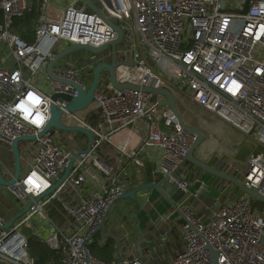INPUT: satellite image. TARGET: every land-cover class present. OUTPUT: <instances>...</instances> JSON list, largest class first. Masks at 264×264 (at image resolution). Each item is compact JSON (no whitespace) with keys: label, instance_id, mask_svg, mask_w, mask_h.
Segmentation results:
<instances>
[{"label":"built area","instance_id":"obj_1","mask_svg":"<svg viewBox=\"0 0 264 264\" xmlns=\"http://www.w3.org/2000/svg\"><path fill=\"white\" fill-rule=\"evenodd\" d=\"M33 2L0 0L4 14L0 44L8 49L7 55L0 57V146L9 147L12 153L14 139L36 136L21 141L27 151L25 156L21 153L22 166L25 163L27 167L15 185L8 187L18 198H27L33 204L9 228H4L7 221L0 215V257L14 264H34L27 254L29 237L24 231L34 230L35 215L49 219L45 208L58 199L71 219L70 227L54 224L44 241L61 255L62 264H212L208 245L219 253L218 264H264V206L253 205V199L244 192L221 202L210 213L200 212L189 203L206 187L197 178L200 169L185 165L196 136L179 123L164 95L117 89L109 71L103 69L93 101L86 109L71 111L67 108L69 101L52 98L55 93L74 97L81 90L87 91L94 68L111 61L112 49L108 46L101 53L87 51L63 63L62 59L54 67L55 76L61 80H54L47 72L54 55L73 44L104 45L116 39L117 33L81 0H70L63 7L41 0L35 39L29 43L12 31V24ZM94 2L124 32L116 48L117 80L167 87L175 94L184 117L190 105H195L240 132L255 149L241 167L232 162L228 165L246 187L264 195V0ZM8 58L13 65L8 64ZM52 104L63 111L65 125L93 133L89 150V138L81 132L54 127L40 136L51 118ZM140 123L146 126L147 135L142 126L139 129ZM124 131L136 133L135 144L115 141L114 137ZM79 133L82 136L76 138ZM106 145L142 167L140 154L151 146L159 148L156 173L184 190L180 207L183 246L165 263L138 255L107 261L93 254L92 237L126 191L128 176L126 170L102 160ZM76 153L63 183L44 195ZM2 165L4 177L10 179L14 171ZM192 177L200 183L195 189ZM88 181L94 187L85 192ZM14 233L22 239L20 244L10 240Z\"/></svg>","mask_w":264,"mask_h":264},{"label":"crops","instance_id":"obj_2","mask_svg":"<svg viewBox=\"0 0 264 264\" xmlns=\"http://www.w3.org/2000/svg\"><path fill=\"white\" fill-rule=\"evenodd\" d=\"M50 1L52 4L63 7L70 0ZM7 52L8 49L6 46L0 44V57L7 55ZM7 61L10 66L13 65L11 59L8 58ZM185 116L190 124L201 128L206 135L204 141L196 150V154L208 163L219 165L224 170L234 174V168L232 166L230 167L228 163H234L233 159L237 152L244 145L250 144L251 149L246 153L245 158L240 160L242 164L249 153L253 151L254 144L251 145L250 141L245 140L240 132L201 108L190 105ZM138 126L139 129L142 126V130L144 131L147 129L141 123ZM145 133L147 135V131ZM114 139L117 143L127 141L130 144H135L138 136H136V133L132 134L129 131H124L117 134ZM231 141L239 147H234ZM25 144V142H20L22 156H25L27 152ZM86 146L84 145V147ZM0 152H4L6 156V158H2L0 155L1 162L14 171L15 162L14 157L13 160L10 157L12 155L10 148L1 145ZM139 157L144 163L143 167L128 159L111 145H106L101 152L102 160L108 165H116L120 170H126V174L128 175L125 180L126 191L145 183H159L164 178L162 174L156 173L161 158V150L159 148L153 146L148 147ZM185 165L190 169L194 168L197 170L190 162H186ZM22 167L26 168L27 166L23 163ZM197 173V178L204 181L206 187L202 190L198 198H190L189 203L200 212L210 213L221 202L233 200L243 194L241 189H238L234 184L226 180H221L204 173L202 170H198ZM192 178V189H195L200 183L194 181L196 179L195 177ZM93 187L94 185L88 181L84 185V191L87 192V190H91ZM2 193H6L7 197L5 200L7 201L3 202L0 200V215L8 222L12 216L24 208L29 200L27 198H18L12 193L10 188L0 184V196ZM18 200H26L27 202L20 205ZM181 202V199L177 202L179 208L181 207ZM115 203L108 211L102 225L101 232L108 235L97 232L90 242V248L96 257L109 261L122 256L138 255L148 261L165 263L174 255L176 249L182 248L183 241L180 237V224L184 219L183 215L156 188L138 191L137 200L123 199L122 204L118 206V209L112 215V217L115 216L114 219L107 223L106 221ZM45 213H47L49 219L43 218L39 214L34 216L32 219V225L35 226L34 230H30L29 228V230L26 229L24 231L28 237L35 236L44 241L48 233L54 228V224L70 227L71 219L66 214L64 204L60 200L53 199L45 208ZM6 261L8 264H14L11 261Z\"/></svg>","mask_w":264,"mask_h":264},{"label":"water","instance_id":"obj_3","mask_svg":"<svg viewBox=\"0 0 264 264\" xmlns=\"http://www.w3.org/2000/svg\"><path fill=\"white\" fill-rule=\"evenodd\" d=\"M82 2L86 3L88 7L97 12L100 16H102L106 22H108L113 29L117 33L116 39L110 41L109 43H106L101 46H93L89 44H73L69 47L64 48L62 51L57 52L54 57L50 60L48 67H47V72L53 78L54 80H61L54 74V67L57 65L58 62H60L63 58L66 56L70 55L71 53L78 51V50H87L93 53H101L105 49L108 48V46L111 47L112 49V57L110 62H101L99 63L93 70V76H92V81L90 83V86L87 91L81 90L79 95L77 96H70L67 94H61V93H55L52 95V98L54 100L56 99H65L69 101V104L67 105V108L71 111L75 110H81V109H86L93 101L94 98V93L97 89V85L99 82V78L101 75V72L103 69H107L109 71L110 79L114 86L117 89H133V90H142L147 93H156V94H161L164 95L167 99V102L169 104L170 109L173 111V113L177 116V119L179 123L189 132L195 134L196 138L193 141L192 145L190 146L186 157L185 161L192 163L195 165L198 169L202 170L204 173L210 174L212 176H215L221 180H226L232 184H234L236 187L241 189L245 194H247L251 199L253 200H261L264 201V195L261 194L257 189H250L245 186V184L238 178L235 174L229 173L228 171L224 170L221 168L219 165H212L208 163L205 159L197 156L196 150L198 147L201 145V143L205 139V133L204 131L199 128L196 125H192L188 122L187 118L183 116L182 111L180 110L178 106V102L176 99L175 94L172 92L167 87H153V86H139L130 82H119L116 77V68L119 64V62L116 59V48L117 46L122 42L124 39V32L122 30V27L114 22L113 20H110L106 18L104 13L99 9V7L96 5L94 0H81ZM248 3H246V7L243 10L244 12L247 11L248 9ZM62 110L59 109L55 104L51 105V118L45 127V129L41 132L40 136L45 134L47 131H49L52 128L56 129H61V130H67V131H77L85 134L89 138V143L87 146V150L90 149L91 142L93 140V133L83 127L79 126H67L62 122ZM36 139V136L34 135H26V136H21L17 137L14 139L12 143V155L14 157V162H15V169L13 176L10 179H6L3 175L2 172V162L0 160V184L4 186H14L17 180L21 177L22 175V157H21V151L19 148V143L21 141L25 140H34ZM78 156V153L74 155V157L71 159V162L69 166L65 169L63 174L56 180V182L53 184V186L44 194H50L56 190V188L63 183V181L66 179L67 175L70 172L72 163L74 159ZM151 188H156L170 203L173 207L177 208V210L180 211V208L178 207L177 202L183 197L184 195V190H182L178 184L171 182L168 177H164L159 183H145L142 184L139 187H136L131 190L125 191L119 199H133L137 200V192L141 191L143 189H151ZM44 195L35 198V201H39ZM33 204V201H29L24 208L12 216L4 228H9L11 227L16 220L21 219V217L29 210L30 206ZM110 210V209H109ZM102 226L98 229L97 232H101ZM103 235H108L104 234L101 232ZM262 243L264 245V239H262ZM212 250L213 253V259H212V264H218V252L214 250L210 245L207 246Z\"/></svg>","mask_w":264,"mask_h":264},{"label":"trees","instance_id":"obj_4","mask_svg":"<svg viewBox=\"0 0 264 264\" xmlns=\"http://www.w3.org/2000/svg\"><path fill=\"white\" fill-rule=\"evenodd\" d=\"M40 5L41 0H34L22 16L15 17L13 20L12 31L29 43H32L35 39L40 18ZM3 18L4 14L0 10V23L3 22ZM68 57L75 58L78 56L75 54ZM27 254L34 259V264H62L61 255L51 251L42 239L35 236H30L28 239Z\"/></svg>","mask_w":264,"mask_h":264},{"label":"rangeland","instance_id":"obj_5","mask_svg":"<svg viewBox=\"0 0 264 264\" xmlns=\"http://www.w3.org/2000/svg\"><path fill=\"white\" fill-rule=\"evenodd\" d=\"M69 1V0H68ZM77 55L78 57H80V56H82V55H86L87 54V50H78V51H75V52H73V53H71L70 55ZM69 56V55H68ZM68 56H66L65 58H63V60H62V63L63 62H65V61H68V59H70V57H68ZM46 86H47V84H46ZM183 110V109H182ZM184 111V110H183ZM69 135V134H68ZM82 136V134L81 133H79V134H77L75 137L76 138H79V137H81ZM231 143H232V145L234 146V147H239L238 145H236V143H234L233 141H231ZM35 144V143H34ZM240 145V144H239ZM251 145H253V143L251 142ZM251 149V146H250V144L248 143L246 146L244 145V147L241 149V150H239L238 152H237V154H236V156L234 157V164H238L239 165V167H241L242 166V164H241V162H240V160L241 159H244L245 158V155H246V153L249 151ZM255 149V146L253 145V150ZM3 151H4V149H3ZM0 155H1V157L2 158H6V156H5V154H4V152H0ZM26 155H29V153H27ZM9 156V155H8ZM10 157L12 158V160H13V156L12 155H10ZM11 158H10V161H11ZM243 162V161H242ZM25 172V167H22V173H24ZM238 188V187H237ZM239 189V188H238ZM6 197H7V195H6V193H2V195L0 196V200L1 201H7V200H5L6 199ZM121 200V201H120ZM117 203H115V205L113 206V208H112V211L110 212V215H109V218H108V220L106 221L107 223H109L111 220H113L114 219V217L115 216H113L112 217V215L114 214V212L118 209V206L120 205V204H122V202H123V199H120ZM18 202L20 203V205H22V204H24L25 202H27L26 200H22V201H20V200H18ZM7 203H9V202H7ZM14 205H19V204H14ZM253 205H257V206H259V208H262L263 206H264V201H261V200H253ZM106 224V223H105ZM0 264H8L7 263V261L4 259V258H1L0 257Z\"/></svg>","mask_w":264,"mask_h":264},{"label":"bare ground","instance_id":"obj_6","mask_svg":"<svg viewBox=\"0 0 264 264\" xmlns=\"http://www.w3.org/2000/svg\"><path fill=\"white\" fill-rule=\"evenodd\" d=\"M10 240L14 241L17 244H20L22 242V239L20 238L18 233H14V236H12Z\"/></svg>","mask_w":264,"mask_h":264}]
</instances>
